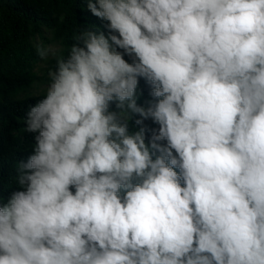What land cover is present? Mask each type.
<instances>
[{"label":"clouds","instance_id":"9594fccd","mask_svg":"<svg viewBox=\"0 0 264 264\" xmlns=\"http://www.w3.org/2000/svg\"><path fill=\"white\" fill-rule=\"evenodd\" d=\"M86 2L107 34L36 44L0 264H264V0Z\"/></svg>","mask_w":264,"mask_h":264},{"label":"trees","instance_id":"16d2710c","mask_svg":"<svg viewBox=\"0 0 264 264\" xmlns=\"http://www.w3.org/2000/svg\"><path fill=\"white\" fill-rule=\"evenodd\" d=\"M105 23L91 14L86 0H0V195L4 202L20 190L13 180L17 163L32 153L33 134L23 131L27 112L44 98L48 72L57 66L55 57L40 58L36 44L52 45L58 55L67 57L74 35L85 30L107 34ZM149 91L141 79L138 104L151 99Z\"/></svg>","mask_w":264,"mask_h":264}]
</instances>
